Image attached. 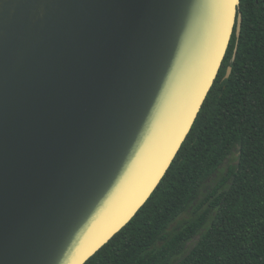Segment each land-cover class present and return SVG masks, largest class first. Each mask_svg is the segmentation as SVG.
Masks as SVG:
<instances>
[{"label":"water","instance_id":"1","mask_svg":"<svg viewBox=\"0 0 264 264\" xmlns=\"http://www.w3.org/2000/svg\"><path fill=\"white\" fill-rule=\"evenodd\" d=\"M239 2L0 0V264H84L135 216L240 34Z\"/></svg>","mask_w":264,"mask_h":264},{"label":"trees","instance_id":"2","mask_svg":"<svg viewBox=\"0 0 264 264\" xmlns=\"http://www.w3.org/2000/svg\"><path fill=\"white\" fill-rule=\"evenodd\" d=\"M239 10L240 34L165 175L84 264H264V0Z\"/></svg>","mask_w":264,"mask_h":264},{"label":"rangeland","instance_id":"3","mask_svg":"<svg viewBox=\"0 0 264 264\" xmlns=\"http://www.w3.org/2000/svg\"><path fill=\"white\" fill-rule=\"evenodd\" d=\"M234 161L231 162V164H233ZM227 162H224V164L220 167V170L218 173H223L225 172V170L227 169ZM215 175H213L205 184V186L209 187L211 184H212V178H214ZM192 216V211H187L186 213H184L183 215H181V217L178 219L177 222H179L180 220H183V219H188ZM198 239V237H194L192 238V240L190 242L187 243L186 247H185V251H188L189 248L193 245V243H195V241Z\"/></svg>","mask_w":264,"mask_h":264}]
</instances>
